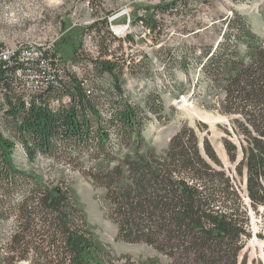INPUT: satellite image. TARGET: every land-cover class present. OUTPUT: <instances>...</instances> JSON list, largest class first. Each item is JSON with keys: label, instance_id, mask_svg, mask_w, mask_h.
Listing matches in <instances>:
<instances>
[{"label": "trees", "instance_id": "obj_1", "mask_svg": "<svg viewBox=\"0 0 264 264\" xmlns=\"http://www.w3.org/2000/svg\"><path fill=\"white\" fill-rule=\"evenodd\" d=\"M168 5L153 9L163 12ZM154 13L138 19L159 33ZM106 27L107 16L85 30L99 37L89 61L96 76H110L105 88L66 71L65 38L45 44L39 60L22 59L19 47L0 61V220L15 216L0 264L29 259L31 251L41 264H113L69 192L15 165L16 147L29 162L42 157L77 167L86 156L90 164L80 172L103 189L122 241L145 243L169 264H248V241L264 240V33L236 15L221 40L203 51L199 70L219 87L217 111L228 118L218 127L231 169L202 121L182 126L164 153L147 149L146 114L122 87L131 66L110 51ZM69 51L77 60L78 50ZM252 214L261 221L256 232ZM137 264L158 263L148 258Z\"/></svg>", "mask_w": 264, "mask_h": 264}, {"label": "rangeland", "instance_id": "obj_2", "mask_svg": "<svg viewBox=\"0 0 264 264\" xmlns=\"http://www.w3.org/2000/svg\"><path fill=\"white\" fill-rule=\"evenodd\" d=\"M160 4L173 7L163 12L153 9ZM152 12H156L154 18L159 33L150 31L145 22L138 19ZM236 15L256 34L263 35L264 0H0V56L7 57L12 50L24 45L27 52L33 53V48L41 49L49 42L65 38L68 42L63 53L67 58L66 71L85 78L93 88L108 87L110 76H96L89 61L97 55V32L85 31L93 20L107 16L106 42L110 51L115 52L125 66L132 67V70L131 67L124 69L122 87L146 114L143 135L147 149L164 153L169 139L182 126L202 121L208 125V138L221 161L232 169L221 141L225 133L218 127V124H228V118L217 111L222 93L219 87L209 83L199 68L204 60V47L215 46ZM108 22L117 33L110 31ZM122 26L127 27L119 32L116 27ZM70 48L78 50L77 60H73ZM240 49L243 50L242 45ZM180 95H185L186 103H177ZM231 139L235 141L234 137ZM12 158L17 167L36 171L47 184L69 192L94 240L103 248L105 260L113 264H137L154 258L158 264H169L166 256L153 247L118 238L117 226L108 217L103 189L80 172L90 164L86 156L80 158L77 167L42 157L29 162L16 147ZM14 196L15 201L22 200L17 199L20 194ZM14 218L11 215L0 220V246L8 242ZM260 223L258 215L252 214L253 232L260 229ZM244 251L248 264L253 260L254 264H264V240L253 236ZM29 256L16 264H41L33 251Z\"/></svg>", "mask_w": 264, "mask_h": 264}, {"label": "built area", "instance_id": "obj_3", "mask_svg": "<svg viewBox=\"0 0 264 264\" xmlns=\"http://www.w3.org/2000/svg\"><path fill=\"white\" fill-rule=\"evenodd\" d=\"M140 22H142L141 20H140ZM109 23V22H108ZM112 26H111V24L109 23V28H110V31L112 32V33H117V32H115L114 30H112V28H111ZM127 26H125V28H126ZM26 46H23V47H21V50H20V53L18 54L19 55V57H21L22 59H28V60H34V59H38L39 57V55L42 53L41 51H43V48H33V53L32 52H30V50H29V52H27V50L28 49H24ZM28 47V46H27ZM35 49V50H34ZM13 52H14V50H12V52L10 53V55L9 56H5V57H2V56H0V61L1 60H8L9 58H10V56L13 54ZM39 60V59H38ZM186 98H185V95H184V97H182L179 101H177V103H180V104H183V103H186Z\"/></svg>", "mask_w": 264, "mask_h": 264}, {"label": "bare ground", "instance_id": "obj_4", "mask_svg": "<svg viewBox=\"0 0 264 264\" xmlns=\"http://www.w3.org/2000/svg\"><path fill=\"white\" fill-rule=\"evenodd\" d=\"M116 29L120 32L124 31L123 29H125V26L122 27H116ZM31 43V42H30ZM45 44V43H44ZM182 97H184V95H180V97L178 98V100H180ZM186 98V97H185Z\"/></svg>", "mask_w": 264, "mask_h": 264}]
</instances>
